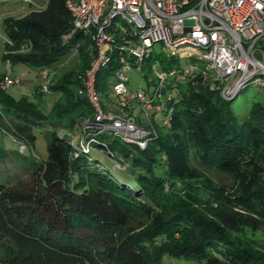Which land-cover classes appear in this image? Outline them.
<instances>
[{
	"label": "trees",
	"instance_id": "trees-1",
	"mask_svg": "<svg viewBox=\"0 0 264 264\" xmlns=\"http://www.w3.org/2000/svg\"><path fill=\"white\" fill-rule=\"evenodd\" d=\"M106 31L112 50L98 65L93 87L107 112L120 47L133 36L127 29ZM4 36L0 59L8 65L50 69L45 94L56 95L49 108L56 123H50L46 156L39 161L31 149L33 130L46 119L42 103L14 99L0 89V159L19 164L28 176L19 181L13 167L3 164L0 264H160L163 255L201 264H264V243L256 241V233L264 240V181L253 179L227 191L192 163L239 174L264 163L261 104L253 103L238 121L230 102L192 74L177 84L175 103L166 105L172 107L166 131L152 121L156 136L146 148L83 130L74 146L92 141L86 151L77 150L71 133L78 120L93 116L85 96L78 94L96 58L92 41L73 29L65 0H45L41 9L6 18ZM75 53L80 66L53 75ZM156 59L162 71L177 63ZM152 60L151 55L143 60L144 78ZM39 88L32 90L37 100L44 94ZM62 129L70 140L58 134ZM9 143L16 148L8 151ZM19 146L24 149L18 153Z\"/></svg>",
	"mask_w": 264,
	"mask_h": 264
},
{
	"label": "built area",
	"instance_id": "built-area-1",
	"mask_svg": "<svg viewBox=\"0 0 264 264\" xmlns=\"http://www.w3.org/2000/svg\"><path fill=\"white\" fill-rule=\"evenodd\" d=\"M65 6L73 29L87 35L96 49L95 60L83 74V89L78 91L93 113L92 119L78 120L81 132L106 133L144 149L156 136L152 114H159L161 127L167 128L172 107L166 105L175 103L177 84L192 74L210 81V89L224 101L249 85L264 93V0H65ZM118 21L121 28L115 24ZM113 27L121 32L127 29L133 40L120 47L111 94L122 101L118 106L123 108H129L133 100L137 102L142 127L136 125L133 116L103 111L93 87L98 65L112 50V35L106 30ZM154 44L176 61L189 59L188 65L174 66L149 81V92L127 90V72L132 68L141 72L143 60L151 55ZM39 78L43 82L40 91L47 93L48 69H41ZM19 83L18 78L10 77L8 68L0 89ZM75 140L72 138L71 146L81 151H86L92 141H80L76 148Z\"/></svg>",
	"mask_w": 264,
	"mask_h": 264
},
{
	"label": "rangeland",
	"instance_id": "rangeland-1",
	"mask_svg": "<svg viewBox=\"0 0 264 264\" xmlns=\"http://www.w3.org/2000/svg\"><path fill=\"white\" fill-rule=\"evenodd\" d=\"M45 3V0H0V56L2 53V45L5 41L4 36V20L6 18H12L17 19L29 11L38 10L43 7ZM116 26L122 27V24L118 21L115 22ZM151 57H152V63L151 68L148 72L147 78H144L142 76V73H144L143 69L141 72L137 71L136 69L132 68L129 72L126 74L127 83L126 88L129 91H136V90H144L146 92H149L152 87L151 83L149 81H155L156 78L163 72L160 68V63L156 58L163 59V60H169V55L162 50V48L158 44H154L151 48ZM189 59L186 58H179L177 61V65L175 67H185L188 65ZM61 66L57 67L55 70H53V75H60L62 71H67L69 69H75L80 66V62H78V59L76 58V53L72 57L68 58L67 61L63 64H60ZM9 68L10 71V77L11 78H18L20 80V83L18 85L10 86L5 90V93L10 95L12 98L17 99L19 96H25L28 98L29 101L37 102L39 101L42 103V111L46 116V119L44 120V124L40 127L38 131L33 130V134L36 137V140L34 142L33 148L31 149V154L33 157L37 158L39 161H43L45 159V135L48 134V132L51 131L52 123H56V119L54 115L49 111V108L51 107V104L53 103V100L56 98V95L48 96L45 93L39 98V100L35 99V97L32 96V90L33 87L37 84H42L43 82L39 78V73L41 70L38 69H32L26 65L23 64H13L10 63L9 65L6 64L2 59H0V82L4 75H6V72ZM47 69V68H46ZM50 69H48L49 71ZM146 70V69H145ZM114 79L113 77L110 78L109 83L113 84ZM211 85V82L208 81L205 83L206 86ZM181 88L184 89V85H181ZM37 91H40V88L37 89ZM51 98H54L51 100ZM113 103L111 104V111L114 114H118L119 116H131L129 112L133 114V116H138V104L135 100L131 101L128 106L125 105V107L118 106L119 103L122 101H118L117 98L112 97L111 98ZM52 102H51V101ZM120 100V99H119ZM253 103H259L264 107V93H262L257 87L253 85L247 86L244 90H242L236 98L229 103V109L231 113L236 117L238 121H241L245 116L247 115V112L251 105ZM120 105V104H119ZM154 116V126L155 124L157 126H160V115L159 114H152ZM66 122V121H64ZM138 127H142V124H136ZM154 126L152 128L154 129ZM151 126H148L150 128ZM161 133H164L166 131L165 128H160ZM59 135H64V138L66 140H70L71 138L69 136H66L67 131L65 129L58 130ZM81 135V130L79 128H74L73 132L71 133V137L73 139L79 138ZM8 139H11L12 137L10 135L7 136ZM150 142L146 144L144 148L148 146ZM15 144H7L6 149L8 151L14 150ZM24 147L19 146L17 151L18 153L23 151ZM25 155H28V149L24 151ZM260 155H264V150L260 151ZM194 166H196L202 173H204L209 180L213 184H216L220 187H224L227 191H231L233 189H236L238 187H246L249 183L255 180L264 181V163H261L260 166L257 165V167L254 165L253 169L248 166L247 169L241 174L234 172L233 170H215L212 168H205L199 165L197 162H192ZM6 169H10V171H13V174L19 181H26L28 176L23 173L22 168L19 164H12L8 161L3 163V160L0 159V173L4 170V165ZM256 164V162H255ZM2 175V174H1ZM9 179V178H8ZM4 180V179H3ZM13 183V181H10V183ZM256 241L258 243L263 244L264 240H262L261 233H256ZM1 254V253H0ZM160 264H201L200 262H197L196 260L192 259H183V258H175L168 255H163L160 261Z\"/></svg>",
	"mask_w": 264,
	"mask_h": 264
},
{
	"label": "crops",
	"instance_id": "crops-1",
	"mask_svg": "<svg viewBox=\"0 0 264 264\" xmlns=\"http://www.w3.org/2000/svg\"><path fill=\"white\" fill-rule=\"evenodd\" d=\"M130 115L133 116V114L130 112ZM135 119L136 124H142L143 120L142 117L140 115L139 109H138V116H133ZM153 121H154V117H153Z\"/></svg>",
	"mask_w": 264,
	"mask_h": 264
},
{
	"label": "water",
	"instance_id": "water-1",
	"mask_svg": "<svg viewBox=\"0 0 264 264\" xmlns=\"http://www.w3.org/2000/svg\"><path fill=\"white\" fill-rule=\"evenodd\" d=\"M238 92H234V94L231 96V98L228 100V102H231L235 99V97L237 96Z\"/></svg>",
	"mask_w": 264,
	"mask_h": 264
}]
</instances>
